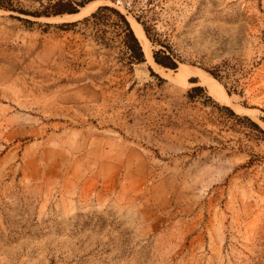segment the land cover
Returning a JSON list of instances; mask_svg holds the SVG:
<instances>
[{"label": "rangeland", "instance_id": "1", "mask_svg": "<svg viewBox=\"0 0 264 264\" xmlns=\"http://www.w3.org/2000/svg\"><path fill=\"white\" fill-rule=\"evenodd\" d=\"M70 1L33 24L0 10V264H264V133L245 120L264 132V0ZM102 6L145 62L114 16L82 21ZM226 61L225 89L205 69Z\"/></svg>", "mask_w": 264, "mask_h": 264}, {"label": "trees", "instance_id": "2", "mask_svg": "<svg viewBox=\"0 0 264 264\" xmlns=\"http://www.w3.org/2000/svg\"><path fill=\"white\" fill-rule=\"evenodd\" d=\"M46 0L45 4H40V9L36 10H24L15 4L14 0H0V10L11 12L14 14H17V16H11L15 19L22 21L26 24H33L36 22H33L30 19H22L20 16H26L33 19H41V18H54L57 16H62L64 14H76L78 12V9L76 6L83 7L86 2H79L76 4L75 2H72L70 0ZM108 13L111 16H114L119 23V29H120V35H121V44L123 46L124 52L127 56L128 63L129 64H141L145 62L144 54L142 47L134 35L129 22L125 18L124 15L119 13L117 10L108 7V6H102L99 7L94 13H92L89 17L84 18L82 21L87 22L89 20L97 19L101 14ZM79 21L72 22V23H63L60 24L59 28H68L71 26H75ZM137 22L142 26V29L144 31V34L146 38L154 45H158L161 47V49L153 52V61L156 65L159 67L166 69V70H176L178 68V64L182 63L181 59L174 53L171 48L168 46H164L151 35V30L149 27H147L144 23ZM232 66L230 62H222L220 65H217L213 67L211 70L205 71L216 81L221 83L223 87L226 89V85L223 82L224 80L229 79V72L232 70ZM229 93V92H228ZM201 96L206 97L207 99H210L209 97L205 96L203 88L200 86H196L191 88L188 91V100L193 101L196 98H199ZM227 113H229L231 116L236 117L231 110L228 108H223ZM251 126L253 130H256L260 133H264L263 130L254 122L250 121L249 119L245 118Z\"/></svg>", "mask_w": 264, "mask_h": 264}, {"label": "bare ground", "instance_id": "3", "mask_svg": "<svg viewBox=\"0 0 264 264\" xmlns=\"http://www.w3.org/2000/svg\"><path fill=\"white\" fill-rule=\"evenodd\" d=\"M82 10L85 11L84 8H82ZM71 16H77V15H71ZM136 27V26H135ZM136 37L138 39H140V41L142 42V47H143V50L145 52V54H147L149 57H150V54L148 52V48L146 46V43L144 41V35L143 33L141 32V30L138 28L136 29ZM185 73H188V72H182L181 76H183ZM201 81L206 85V87L208 88L209 92L212 94V95H215L217 96L218 94V89L217 87L215 86V82L213 81V79L211 78H208V77H205V76H201ZM223 95V94H222Z\"/></svg>", "mask_w": 264, "mask_h": 264}]
</instances>
